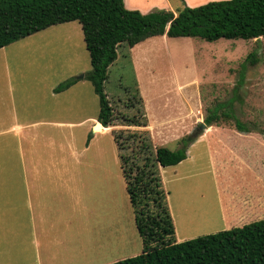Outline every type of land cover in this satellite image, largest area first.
I'll return each mask as SVG.
<instances>
[{
  "label": "rangeland",
  "instance_id": "rangeland-1",
  "mask_svg": "<svg viewBox=\"0 0 264 264\" xmlns=\"http://www.w3.org/2000/svg\"><path fill=\"white\" fill-rule=\"evenodd\" d=\"M130 1L136 3L140 11L151 4L150 8H166L163 0ZM206 1L210 0H186V4L197 6ZM168 2L170 10H175L181 4L179 0ZM90 68L81 26L77 21L50 26L0 48V98L8 100L9 94L12 96L7 102L12 101L9 104H14L17 118L35 121L57 116L59 120L73 122L59 127L61 133L56 136L54 134L53 140L40 141V136L29 144L23 141L25 156L16 163L28 167L77 165L83 179H94L97 184L102 183L105 175V183L109 185L110 182L109 188L112 191L109 199L97 206L101 212V208H104L105 214L96 215L92 231L95 238H100L104 245L108 238L111 240V236H114L121 246L99 250L100 254L119 258L131 257L141 252V239L134 225L133 211L125 190L118 150L111 130L140 132L145 128L150 136L152 149L156 145L176 149L179 147L176 141L164 144L162 137L168 136L172 137L170 140H174V136L182 133L198 134L209 130L210 126L198 129L204 117L217 104L231 99V110L251 128V132L243 134L245 132L237 131L232 126L233 119L219 122V126L212 124L223 128L218 132L226 134L225 154L231 160L223 166L216 164L218 192L215 194L205 184L207 187H203L207 192L201 199L209 200L208 193L210 195L213 192L217 195L218 204L215 203L208 211L207 201V207L202 208L207 211L203 217L187 215V212V221L193 218L192 222H183V213L179 217L175 214V237H181L183 227L193 235L192 238L209 234L207 231L210 230L203 226L205 219L213 221L214 226H219L223 216L224 223L231 227L264 219L263 216L250 220L253 214H244L241 222H237L243 209L242 204L238 203L242 196L247 194L246 199L253 202L256 199L264 201V36L249 40L220 38L207 41L197 37L160 35L150 37L133 48L120 47L116 59L109 66L103 90L110 104L116 106V116H133L137 113V108L128 107L127 99L138 89L141 98L138 106L147 118L146 127L118 124L110 126L104 132L94 130L99 99L92 84L84 78H78ZM6 75L7 83L4 81ZM70 77L77 79L72 89L52 95V87ZM0 106L4 110L9 109L5 102H0ZM224 108L229 109L227 106ZM185 111L186 121H166L167 116L173 117ZM116 122L121 121L118 118ZM30 130L37 132L36 127ZM6 137L9 138V134L0 136V141ZM74 148H77V157H71L70 151ZM201 149V145L195 148L196 164L204 165L206 156ZM1 160H6V157H0ZM7 163L13 164L12 156H8ZM251 163H256L257 166ZM101 165L105 173L101 172ZM207 171L205 168L203 171L198 168V174L192 180L198 175L202 178L210 176V171ZM158 174L160 175L159 166ZM1 176L4 177L5 174H0ZM166 179L165 177L164 181ZM164 183L162 188L168 205L170 183ZM97 216H104L106 220ZM105 223H109L107 228ZM0 224L7 229L9 222ZM83 228L81 222L78 228L73 225L72 233L77 231L79 234ZM134 239L137 240L136 243ZM5 243L12 244V241L9 240V234L2 231L0 246ZM103 246L100 245L98 249ZM93 249H97V244ZM0 264H6V260L0 258Z\"/></svg>",
  "mask_w": 264,
  "mask_h": 264
},
{
  "label": "trees",
  "instance_id": "trees-1",
  "mask_svg": "<svg viewBox=\"0 0 264 264\" xmlns=\"http://www.w3.org/2000/svg\"><path fill=\"white\" fill-rule=\"evenodd\" d=\"M77 21L88 52L90 70L84 74L99 99L97 121L103 127H146L138 89L127 99L137 108L133 116H116L103 90L109 66L120 47L132 48L154 36L197 37L207 41L259 39L264 36V0H213L198 6L183 5L172 11L157 9L141 13L127 9L123 0H0V48L50 26ZM74 77L58 83L62 92L76 83ZM233 99L217 104L203 119L205 128L233 119L239 132H251L231 110ZM225 106L229 109L225 110ZM121 121L117 123V119ZM118 159L141 252L108 264H264V219L242 226L176 241L174 223L162 188L158 166L176 165L187 157L196 132L180 138V147H151L150 136L112 129Z\"/></svg>",
  "mask_w": 264,
  "mask_h": 264
},
{
  "label": "crops",
  "instance_id": "crops-1",
  "mask_svg": "<svg viewBox=\"0 0 264 264\" xmlns=\"http://www.w3.org/2000/svg\"><path fill=\"white\" fill-rule=\"evenodd\" d=\"M123 1L127 9L138 10L136 3H131L130 0ZM163 1L166 8H169L168 11H172L174 14H176L177 9L187 5L186 0H179L180 6L175 10H170L169 0ZM151 6L152 4L138 11L147 13L156 9L167 10L166 8H150ZM5 77L4 81L7 83V75ZM74 84L58 93L53 92L54 87H52V95L56 96L68 92ZM11 98L10 94L8 100L0 98V102H5L9 106L7 110L0 106V136L9 134V138L6 137L0 141V157H6V160L0 161L5 162L0 164V174H5L4 177H0V223L9 222L7 229H4L0 224V233L6 231L12 244L5 243V245L0 246V258L6 260V264L11 262L15 264H108L119 258H124H111L100 254L99 250L114 249L116 246L120 248V241L117 237L111 236V240L108 238V242L104 245L100 238H95L92 231L96 215L105 214L104 208H101V212L97 206L102 205L104 201L109 199L112 191L109 188L110 182L109 185L105 183V175H103L102 183L95 184L94 179L87 181L80 177L77 165H33L28 167L16 163L21 159L23 160L25 156L23 141L29 144V142L40 136H42L40 141L53 140L54 134L56 136L61 133L59 127L71 125L73 122L59 120L57 116L47 120L35 121H29L23 117L18 119L14 104H9L12 101L7 102ZM166 119L169 123L186 121V111L177 113L173 117L167 116ZM34 127L37 128V132L30 130ZM102 128L103 131H101ZM109 129L110 126H102L98 129V132ZM219 129L223 128L210 125L209 130L201 132L188 146L185 159L176 165L159 166L162 186L165 185L164 182L170 183L167 201L169 198L168 207L173 223L175 214L179 217L183 213L181 216L182 221L186 222L187 212V215L203 217L207 211L202 208L207 207V204H205L207 201L209 203L208 211L215 203L218 204L217 195H215L219 189L216 164L219 163L220 166H223L225 162L231 160V157L225 154L224 137L226 134L218 132ZM184 135L182 133V135L174 136L176 137L174 140H170L172 137L168 136L162 138L164 144L176 141L180 147L179 140ZM198 145H201L203 149L201 151L206 156L204 165L196 164L195 148ZM70 154L71 157H77V148L71 149ZM8 156L13 157V164L7 163ZM99 157H101V152ZM255 165L257 166L256 163ZM198 168L202 171L204 168L207 169L211 175L204 178L198 175L195 180H192L197 176ZM101 169L103 173L105 169L102 165ZM165 177L167 179L164 181ZM205 184H208L210 190L215 192V194L211 192L210 195L208 193L207 197L210 199L206 201L201 199L207 192ZM246 195L242 196L243 200L241 199L238 202L242 204L243 209L237 222H241L244 214H253V218L250 220L264 216V201H256L257 199L254 202L249 201L246 199ZM99 218L103 221L106 220L104 216ZM222 219L223 216L221 218L222 224L219 226H214V222L211 220L203 219L204 221L201 220V222L203 221V226L210 230L207 231L208 233H214L231 227L228 223H224ZM192 221L193 218L187 222ZM80 222L84 227L83 231L79 234H77V231L72 233V226L78 228ZM108 224L105 223L104 226L107 228ZM174 229L176 235L175 223ZM180 233L182 235L179 238L176 237L177 242L193 236L184 227ZM133 241L134 243L137 242L136 239ZM95 244H97V249H93ZM100 245L104 246L98 249Z\"/></svg>",
  "mask_w": 264,
  "mask_h": 264
},
{
  "label": "water",
  "instance_id": "water-1",
  "mask_svg": "<svg viewBox=\"0 0 264 264\" xmlns=\"http://www.w3.org/2000/svg\"><path fill=\"white\" fill-rule=\"evenodd\" d=\"M83 77H84V74H81V75L78 76V78H83ZM204 126H205V124L202 122L199 125L198 129H202ZM99 127H101V124L99 122H96L95 126H94V130H98L97 128H99Z\"/></svg>",
  "mask_w": 264,
  "mask_h": 264
},
{
  "label": "bare ground",
  "instance_id": "bare-ground-1",
  "mask_svg": "<svg viewBox=\"0 0 264 264\" xmlns=\"http://www.w3.org/2000/svg\"><path fill=\"white\" fill-rule=\"evenodd\" d=\"M101 127H102V125H101ZM101 127L97 128V129H100Z\"/></svg>",
  "mask_w": 264,
  "mask_h": 264
}]
</instances>
